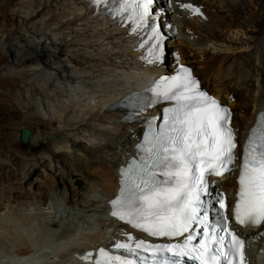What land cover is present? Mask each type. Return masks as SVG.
Masks as SVG:
<instances>
[{
  "label": "bare ground",
  "instance_id": "bare-ground-1",
  "mask_svg": "<svg viewBox=\"0 0 264 264\" xmlns=\"http://www.w3.org/2000/svg\"><path fill=\"white\" fill-rule=\"evenodd\" d=\"M78 1L0 0V52H20L11 64L15 71L10 70L20 85L13 99L3 100L18 130L12 139L26 127L29 147L48 144L37 160L14 152L8 160L0 157V264H36L35 253L43 264H85V252L108 246L123 230L109 217L108 203L118 190L117 170L133 154L141 129L121 123L123 113L107 109L149 70L164 67L145 69L126 29ZM186 3L199 7L202 16L185 11ZM258 4L264 0H171L167 16L178 34V42L170 40L168 47L233 110L231 125L240 144L264 111V84L253 75L254 66L264 64V38L256 35L264 16L253 13ZM54 160L58 179L67 183L58 196L51 192L58 186L51 174ZM235 178L217 184L230 203ZM33 222L35 239L22 238L18 228ZM245 234L259 242L251 243L248 256L264 264L257 256L264 250V231Z\"/></svg>",
  "mask_w": 264,
  "mask_h": 264
},
{
  "label": "snow or ice",
  "instance_id": "snow-or-ice-1",
  "mask_svg": "<svg viewBox=\"0 0 264 264\" xmlns=\"http://www.w3.org/2000/svg\"><path fill=\"white\" fill-rule=\"evenodd\" d=\"M89 2L103 7L108 0ZM151 4L152 0H120L117 11L131 10L128 18L140 28L147 24ZM151 31L155 40L152 57L158 61L163 56L160 34L155 26ZM161 80L165 87L158 83L149 90L154 97L175 101V105L166 109L159 126H154L155 118L149 120V132L140 146L144 155L122 169L121 188L111 201V215L150 237L183 240L152 244L136 239L134 247L121 242L114 247L137 256L139 264H183L185 259L193 264H245V243L228 227L227 217L210 223L212 201L207 177L231 172L237 160L231 113L200 89L188 68ZM257 126L259 134L257 127L250 130L239 157L238 199L232 208L236 224L246 227L264 225V113L259 115ZM217 203L220 209L227 207L223 199ZM128 240L133 241L130 234ZM141 252L147 255L140 257ZM90 256L88 253L84 259ZM95 264L137 261L100 248Z\"/></svg>",
  "mask_w": 264,
  "mask_h": 264
},
{
  "label": "rangeland",
  "instance_id": "rangeland-1",
  "mask_svg": "<svg viewBox=\"0 0 264 264\" xmlns=\"http://www.w3.org/2000/svg\"><path fill=\"white\" fill-rule=\"evenodd\" d=\"M253 13L254 14H260V16H264V4H258L257 8L253 11ZM5 16H7V15H5ZM228 17H229V21H232L233 15L231 14ZM256 35L258 37L264 38V24L261 25V27L259 28V31L256 32ZM176 42H178L177 37H176L175 43ZM15 55H17V56L20 55V52L16 51L15 49L14 50L13 49H7L6 51L0 52V157L3 161L8 160L12 157V154L14 152L16 154H20V155L24 154L26 156L33 157L35 160H37L38 156L42 152H44L46 147L48 146L47 142H42L40 145H35L33 147H29L28 144H21L20 143L19 133L15 139H12L13 133L17 132L18 130L13 128V126L10 124L8 112L6 110L7 108L4 104L5 102L3 101L5 99H13L17 93V88L20 85L19 79H17L13 74H11L12 72L15 71V69H12L14 67L11 65L14 61ZM235 69L237 71H241L240 66H236ZM253 71H252L253 75H255L256 78H260L261 82L264 84V80H263V78H264V64L260 68L257 66H254ZM1 94H4L5 97L2 96ZM23 128H26V127H23ZM49 139L53 140L54 136H51V138H49ZM54 163H55L54 164L55 171H53L51 174H52V179L56 181V184L58 186H57V189L55 188V190L51 191V192L56 193V195L58 196L59 194H61L65 191L67 183H66V185H64L58 179L59 178V172H58L57 167H56L58 164V160H54ZM14 168L20 170L21 163L19 161L15 160L14 161ZM75 184L80 185V182L77 181ZM90 219H91L90 221H92V222L94 221L92 218H90ZM33 223L30 225H26V227H25V225L20 226L18 229L19 230L23 229V230L22 231L18 230V234H20L22 236V238H25V239L32 238L34 240L35 236H30L31 233H33L35 231L34 228L36 226V222L34 224ZM27 226H28V228H27ZM92 228H94V223L92 225ZM95 229H97V228L95 227ZM81 232H83V230H81ZM61 241L62 240H59L57 243H59ZM64 242H65V240H64ZM34 256H36V258H34V262L36 264H43V262H44L43 259L37 257V256H39L38 253H35ZM257 256H259L261 259H264V250L258 251ZM72 258H73V254H72ZM73 260H74V258H73ZM2 261H5V260L3 259ZM74 261L76 264H81L79 261H76V260H74ZM13 263L17 264L16 260Z\"/></svg>",
  "mask_w": 264,
  "mask_h": 264
},
{
  "label": "water",
  "instance_id": "water-1",
  "mask_svg": "<svg viewBox=\"0 0 264 264\" xmlns=\"http://www.w3.org/2000/svg\"><path fill=\"white\" fill-rule=\"evenodd\" d=\"M31 131L28 128H23L19 131V141L21 144H28Z\"/></svg>",
  "mask_w": 264,
  "mask_h": 264
}]
</instances>
